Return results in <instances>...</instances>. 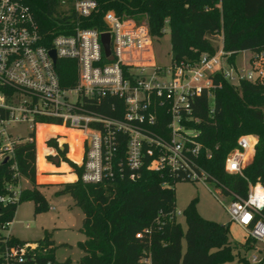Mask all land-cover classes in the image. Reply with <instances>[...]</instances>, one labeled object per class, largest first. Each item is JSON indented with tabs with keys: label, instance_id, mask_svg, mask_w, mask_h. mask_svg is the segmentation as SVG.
<instances>
[{
	"label": "trees",
	"instance_id": "16d2710c",
	"mask_svg": "<svg viewBox=\"0 0 264 264\" xmlns=\"http://www.w3.org/2000/svg\"><path fill=\"white\" fill-rule=\"evenodd\" d=\"M34 14L43 44L50 46L58 35H67L74 28H92L104 31V16L113 11L118 17L134 21L145 20L151 36L162 38L167 27L171 30L172 62L197 65L203 56L212 57L219 51L213 43L224 25V51L229 66L236 67V57L241 51L264 53V0H93L97 9L91 17L79 19L71 12L74 0H18ZM66 1V4H62ZM223 8H216L217 4ZM70 13V14H68ZM223 21V23H222ZM57 70L64 87L74 86L78 67L74 60H59ZM212 88L203 90L191 100V114L184 113L186 130L198 133L201 146L199 165L218 182L225 195L245 198L249 181L264 186V82L242 80L239 84L224 78L222 73L212 76ZM88 108L103 117L122 120L125 117V99L106 95L104 99L87 101ZM170 107H158L155 133L169 135L168 124L172 120ZM98 128V125H97ZM59 128L40 129L38 160L34 144L22 143L15 150V160L20 176L31 190H22L17 204L0 203V239L7 224L13 223L21 203L32 201L37 211L47 209L48 204L37 183V170L44 171V155L48 153L43 142L48 132ZM70 157L81 161V138L70 131ZM254 135L258 138L255 157L245 169L244 178L226 174L225 159L237 148L239 137ZM117 155L113 161L115 177L99 184L82 181L84 168L67 158L68 148L60 150L78 179L75 182L57 184L58 195H69L84 214L80 232L86 238L78 248L84 257L77 264H230L235 260L234 245L229 228L215 221H208L198 212L199 200L193 199L184 210L187 229L176 218V182L181 178L169 171L153 172L146 165L136 180L121 177L118 163L126 164V140L119 136ZM56 145L50 142L49 147ZM209 153L211 157L208 158ZM125 173H129L125 167ZM10 165L0 166V198L12 193L8 185H18ZM167 183L168 186H165ZM264 215V210H263ZM46 246H52L49 256L55 264H73L71 260L59 262L49 233L43 238ZM183 240L186 250L183 251ZM22 241V240H21ZM247 239L245 249H252ZM240 260L241 257H240Z\"/></svg>",
	"mask_w": 264,
	"mask_h": 264
},
{
	"label": "built area",
	"instance_id": "2783aa9c",
	"mask_svg": "<svg viewBox=\"0 0 264 264\" xmlns=\"http://www.w3.org/2000/svg\"><path fill=\"white\" fill-rule=\"evenodd\" d=\"M96 9L93 0H74L71 12L84 19ZM104 23L107 30L77 27L67 35L56 36L47 46L27 6L18 0H0V166L10 165L15 178L24 180L17 170L16 148L31 143L37 152L39 130L58 127L64 132H48L44 147L52 152H57V148L69 149L67 133L81 134L82 181L104 183L115 177L113 161L120 144L118 136L124 134L125 167L130 172L125 173L119 162L121 177L136 180L149 160L146 167L150 171H169L182 181H199L205 186L214 182L219 188L217 194L230 199L225 209L231 223L246 233L253 242L252 249L258 252L251 264H264L263 184L249 181L245 198L225 195L218 182L210 180L199 165L198 133L186 130L183 125L184 113L191 114V100L212 88L215 73H222L235 84L242 80L263 83L264 53L253 55L249 67L242 69L223 65L227 55L224 46L213 57L203 56L197 65L171 61V66L162 67L152 61L153 42L147 22L137 25L134 20L109 11ZM104 33L110 34L112 61L101 44ZM52 50L56 51V61ZM68 59L78 64L77 83L69 88L64 87L57 70L59 60ZM106 95L125 99L124 119L106 118L88 108L87 101L100 103ZM166 106L170 107L172 120L167 127L169 135L165 136L150 128L157 122L156 108ZM23 127L25 132L19 133L18 129ZM53 141L57 147H49ZM257 143L254 136L241 137L237 148L225 159L226 174L244 178L245 169L255 157ZM7 188L12 193L2 196L0 203L17 204L21 190L13 185ZM11 224L2 231L0 264H55L49 256L53 247H47L45 239L19 241L8 230ZM146 263L150 264L148 260Z\"/></svg>",
	"mask_w": 264,
	"mask_h": 264
},
{
	"label": "rangeland",
	"instance_id": "374dc122",
	"mask_svg": "<svg viewBox=\"0 0 264 264\" xmlns=\"http://www.w3.org/2000/svg\"><path fill=\"white\" fill-rule=\"evenodd\" d=\"M215 7L221 11V15L223 18L222 5L219 3ZM135 22L137 23V25L146 23V21L143 19ZM224 35L225 27L223 25L220 34L213 40V43H215V46L218 47L219 51L224 46ZM152 42V61L162 67L171 66L173 53L170 28L167 27L162 38L157 39L155 37H152ZM253 55L258 54H253L250 51H241V53H239L236 57L237 69L249 67V61L251 60V57ZM223 63L224 66L227 67L228 65L229 67L226 57L224 58ZM25 129L26 128L24 127L20 128L18 129V132L23 133L25 132ZM45 135L47 137V135L49 134ZM78 137L79 135L77 136V138ZM241 137H239V139ZM254 137L258 141V138L256 136ZM80 140L82 142L83 139L81 138ZM68 151L69 153L67 154V158H69L70 161L76 163L69 156L70 147ZM57 158H59L60 160L59 165L57 166L61 167L62 164H65L70 168L69 164L65 161L64 157L60 156L59 152H52V154L48 155L46 153L44 155L45 167L43 169L44 171H41V169H38L37 166V152L36 166L38 169V181L39 179H41L42 173L44 175H47L48 168L50 169L51 165H55V159ZM176 183V218L182 225L184 232L187 229L184 210L191 202H193V199H197L199 200L198 212L201 217L208 221H215L229 228V236L232 244L234 245L233 251L235 255V260L230 264H251V260L258 255V252L255 249H245L247 235L236 224L231 223L230 217L227 215L225 209V206H228V204L230 203V199L217 194V191L219 190L218 186H216V184L211 181L207 183V186L199 181H178ZM13 187H15L16 190L21 191L32 189V187L26 180H20L18 185H15ZM58 190L59 188L55 185L42 186L40 188V191L43 194L46 203L48 204L47 209L37 211V205L32 201L21 203L17 210L13 223L9 226L8 230L15 239L19 241L22 240L24 242H38L39 240H43L46 232H48L52 244L55 247V256L57 261L65 262L67 260H71L73 264H77L84 257L83 252L77 246L79 242L86 241V238L80 232V229L82 228L84 222V214L82 210L75 205L71 196L58 195ZM222 202L224 203V205L222 204ZM185 250L186 240H183V251ZM240 257L242 260H240Z\"/></svg>",
	"mask_w": 264,
	"mask_h": 264
},
{
	"label": "crops",
	"instance_id": "0c3cea01",
	"mask_svg": "<svg viewBox=\"0 0 264 264\" xmlns=\"http://www.w3.org/2000/svg\"><path fill=\"white\" fill-rule=\"evenodd\" d=\"M49 151V154H52V151L50 149H46ZM69 159V158H68ZM77 165H80V163L76 162ZM59 164L55 163V165H51V168H48L47 175L41 174V179L38 181V173H37V183L42 185H48V186H56L57 184H65V183H71L75 182L78 179L77 174L74 172L73 169L69 168L65 164H62V166H57ZM65 165V166H64ZM36 170L38 172L37 166Z\"/></svg>",
	"mask_w": 264,
	"mask_h": 264
},
{
	"label": "water",
	"instance_id": "95a60500",
	"mask_svg": "<svg viewBox=\"0 0 264 264\" xmlns=\"http://www.w3.org/2000/svg\"><path fill=\"white\" fill-rule=\"evenodd\" d=\"M110 34L109 33H104L102 34V37H101V44L102 46L104 47V52H105V55L106 57H108L109 61H112L113 60V57H112V51H111V46H110ZM51 55L54 59V61H56V51L55 50H52L51 51ZM8 159L5 160L4 163H7ZM55 162L57 164H59L60 160L59 158L55 159Z\"/></svg>",
	"mask_w": 264,
	"mask_h": 264
},
{
	"label": "bare ground",
	"instance_id": "6f19581e",
	"mask_svg": "<svg viewBox=\"0 0 264 264\" xmlns=\"http://www.w3.org/2000/svg\"><path fill=\"white\" fill-rule=\"evenodd\" d=\"M59 130V132H64L63 130H61L60 128L58 129ZM80 137H82V135L81 134H78Z\"/></svg>",
	"mask_w": 264,
	"mask_h": 264
}]
</instances>
